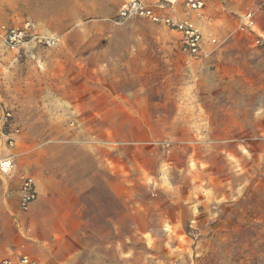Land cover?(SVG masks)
I'll use <instances>...</instances> for the list:
<instances>
[{
	"label": "rangeland",
	"instance_id": "obj_1",
	"mask_svg": "<svg viewBox=\"0 0 264 264\" xmlns=\"http://www.w3.org/2000/svg\"><path fill=\"white\" fill-rule=\"evenodd\" d=\"M125 1L0 0V21L32 20L59 41L0 46V97L21 126L17 174L0 179L16 189L31 174L40 194L0 239L9 227L29 241L47 238L33 211L59 210L67 179L94 178L100 216L87 215L82 234L90 264H264V52L238 28L257 4L264 27V0H207L198 22L228 39L206 62L183 55L164 27L115 24ZM207 112L240 120L211 136ZM163 178L196 199L156 206L164 193L154 181ZM10 184L2 207L12 215L20 210Z\"/></svg>",
	"mask_w": 264,
	"mask_h": 264
},
{
	"label": "built area",
	"instance_id": "obj_2",
	"mask_svg": "<svg viewBox=\"0 0 264 264\" xmlns=\"http://www.w3.org/2000/svg\"><path fill=\"white\" fill-rule=\"evenodd\" d=\"M207 9L206 0H126L120 7L114 23L121 25L131 20H145L164 27L178 35L180 52L194 62H202L219 45L216 34L205 32L198 22ZM238 28L255 36V45L264 52V30L256 11L244 12L239 17ZM58 38L42 30L39 25L26 20L20 25L0 21V46L20 51L27 47H54ZM21 129L16 125L14 113L0 99V174H15V148ZM8 151V153H5ZM38 198L35 178L20 176L19 209L26 213ZM3 264H14L4 260ZM19 264H37L28 256H22Z\"/></svg>",
	"mask_w": 264,
	"mask_h": 264
},
{
	"label": "crops",
	"instance_id": "obj_3",
	"mask_svg": "<svg viewBox=\"0 0 264 264\" xmlns=\"http://www.w3.org/2000/svg\"><path fill=\"white\" fill-rule=\"evenodd\" d=\"M257 5L251 9L252 10L255 9L254 11H256L259 24L262 30H264V27L262 26L260 14H259L261 12L260 8L262 5L261 6L259 5L257 6ZM207 9H208V2H207ZM251 9L247 11H250ZM247 11H242V13L247 12ZM210 33H213V32H210ZM218 38H219V45L202 62H206L207 60L217 56L221 42L226 41L228 39V35L225 37L223 36L221 38L218 36ZM0 99L2 98L0 97ZM2 100L4 101V99ZM4 103L10 108L9 104L6 101H4ZM81 104L84 106H87L91 104V101H89L86 98H83ZM10 110H12V112L14 113L12 108H10ZM85 112H86L85 116L82 118V120H85L91 117V112L88 110V108L85 109ZM14 117H15L16 125H18L21 129L20 123L17 117L15 116V113H14ZM201 117L203 116L201 115L197 116L196 121H199ZM235 117L237 116H233V115L229 116V114H226V113L207 112L204 116V119L209 120L210 122H213V125H211L210 128H206L203 130H206L207 134L208 135L210 134L211 136H217V135L226 136L229 133V129L228 127L224 126L223 122L233 121ZM237 118H238L237 121H239L240 120L239 117ZM263 118L260 120H263ZM216 122H221V124L219 125ZM237 128H240V124H237ZM93 131H95V128H93ZM192 131L196 132L197 128L192 129ZM237 131H239V129H237ZM5 153H8V151H5ZM16 165H17V162H16ZM17 171H18V165H17L15 174H17ZM28 175L33 176L31 174H28ZM0 176H3V175L0 174ZM33 177L35 178V181L37 184V190H38L39 186H38L36 177L35 176ZM99 183H100V179L98 177L96 184L99 185ZM9 184L7 182L5 185V182L0 179V200H1L0 233L3 232L6 226L10 224H11L10 226H12L13 224L12 222L17 221L18 218H20L21 215H23L21 214L23 213L21 211H19V213L12 212V215H11V213L7 212L2 207L4 193H5L6 187L8 190ZM154 184L157 185L159 190L164 193L163 196L155 199L154 202H157L156 206L161 205L164 202H168V201L172 203L166 207L165 209L166 211L175 209L173 206L175 202H178L180 204L181 202H186L189 200L196 199L192 195L191 196L189 195L188 199L183 198L181 194L179 195V193H177V190H176V184H174L170 179H165V178L158 179L154 181ZM94 185H95L94 178L92 180L90 179L78 180L74 178H69L66 180V184L62 185V190L60 194V200H61L62 205L59 210L55 209L56 207H53V205H51V207L48 209H45L42 211H36V210L33 211L32 217L34 218L44 217L45 218L44 219L45 228L49 230V235L47 238L38 237L37 242L29 241L26 238L20 237L16 231H14L13 229L9 227L8 236L2 237L0 239V264H3L4 260H12L14 264H19V260L22 258V256H28L31 259H34L37 264H90V262L87 260L89 248L86 242L84 241L82 234L86 230L85 217L87 215H92L93 217L100 216V212H99L100 197L98 196V191H96L95 193ZM10 187H11V184H10ZM16 187H17L16 189H14V187H11V192L9 193L7 192V193L14 194L15 192H17L19 195L20 181L18 182ZM196 187L198 188L199 186L197 185ZM196 189L194 190V192L197 191ZM95 197H96V201H95ZM114 197H115V194H114ZM39 198H40V194L38 190V198L33 203V205L37 201H39ZM199 201H203V199H199ZM141 204L144 207H148L149 205L147 203H144V199L142 200ZM195 208H197V205ZM198 210L199 209H197V211ZM31 211H30V214H31ZM6 222L8 223V225L6 224ZM159 229L160 230H157V232L161 233L162 230L161 228ZM30 231L31 233L32 232L35 233V231L33 230V227H30ZM149 232L156 233V229L154 230L151 229L149 230ZM103 262L104 261H101L100 257H98V258H94L91 264H104Z\"/></svg>",
	"mask_w": 264,
	"mask_h": 264
}]
</instances>
